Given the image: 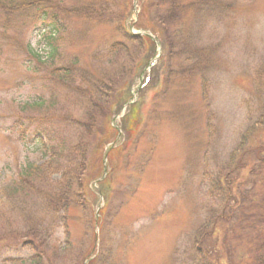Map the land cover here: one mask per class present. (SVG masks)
Instances as JSON below:
<instances>
[{"label": "rangeland", "instance_id": "1", "mask_svg": "<svg viewBox=\"0 0 264 264\" xmlns=\"http://www.w3.org/2000/svg\"><path fill=\"white\" fill-rule=\"evenodd\" d=\"M151 1L38 0L55 11L41 21L34 2L9 11L7 0H0V264H35L38 253H44L40 264H254L264 167L254 177L248 169L258 155L264 157V124H258L264 101V0H218L224 6L213 4L211 13L199 2L196 10H203L182 19L193 44L208 47L212 55L206 99L198 61H187L183 46L180 56L162 60L159 48L145 43L133 50L120 35V24L132 36L138 28L159 35L158 28L151 29L153 11L142 5ZM117 42L133 53L123 56ZM52 47L55 62L66 65L64 72L46 75ZM154 57L157 64L148 71ZM118 63L123 67L114 76ZM67 70L73 74L62 79ZM146 74L150 80L141 87ZM37 101L38 107L27 105ZM22 106L43 122L42 134L29 121L20 133ZM128 111L136 125L122 132L128 117H121ZM253 126L238 149L242 134ZM49 128L86 153L73 182L78 205L67 208L66 218L62 211L47 212L44 223L54 231L41 238L47 243L32 255L31 248H20L26 239L39 247L28 236L36 224L26 225L24 216L38 224L46 217L44 202L31 196L34 189L23 197L9 187L19 183L27 166L45 169ZM106 147L115 150L104 157ZM235 149L239 166L231 176L227 163ZM217 170L229 179L236 202L209 194L207 178ZM50 179L45 182L52 185L61 174L51 171Z\"/></svg>", "mask_w": 264, "mask_h": 264}, {"label": "trees", "instance_id": "2", "mask_svg": "<svg viewBox=\"0 0 264 264\" xmlns=\"http://www.w3.org/2000/svg\"><path fill=\"white\" fill-rule=\"evenodd\" d=\"M31 2H34L36 4V9L33 7L32 4L28 3V0H7V10L11 11H19L23 10L26 6L31 5L34 9V15L39 16L37 19L41 21L49 20L53 17L54 10L50 8V6H47L45 3L38 2V0H29ZM199 2H204L206 5L204 6L206 11L211 13V9L213 7V4H215V8L221 6L222 4H218V0H152L148 5H144L143 7L148 10L153 11L154 15L151 18V21L155 23V26H152L151 29L154 31L158 28L159 31V37L162 39L164 43V51H165V57L170 60L171 56H180L178 49L183 46L181 50L185 52V59L190 60L192 63L194 60L198 61V66L200 68L201 76L200 79H202V95L204 99H206L207 95L204 91V88H207V76H205V73L207 72V67L210 65L211 60V52L208 50V47H197L193 44L194 40L192 37V34H189L190 31H187V29L183 28V20L186 17H188L192 13H199L203 9L196 10V6L198 5ZM224 6V5H222ZM142 7V8H143ZM214 8V9H215ZM161 11L165 14H169V18H164V15H162ZM187 13V14H186ZM190 17V16H189ZM125 24V23H124ZM125 25L119 26V33L120 35L125 38V40L129 41L130 45H132L133 50L135 49H140L144 48V44L147 42L149 45L151 44L150 38L148 37H136L132 36L125 28ZM49 41L51 42L54 38L49 37ZM152 45V44H151ZM118 50L120 51L123 56L126 58L130 56L133 52L132 47L122 45L117 42L115 46ZM54 50V51H53ZM176 50V52H175ZM55 47H52V54L49 56V61L50 65H42L44 64V61H41L40 58L38 57V54L33 52L32 50L29 52L31 57L37 58L36 60L39 61V65L44 66L46 69V75H53L54 73H62L64 70H62L63 66L66 65V63L63 62H55ZM111 54H114V47L109 51V57ZM182 55V54H181ZM63 63V64H62ZM122 63V62H119ZM116 64V69L114 72V76L119 75L121 73L122 64ZM264 68V64L262 65ZM261 67V68H262ZM40 69V68H38ZM52 70V73L49 70ZM67 76L61 75L62 79H66L73 74V70L66 71ZM260 73L258 75L257 85H261V80L259 79ZM60 81L62 80L60 77H57ZM72 78V77H71ZM107 79V78H105ZM86 80V79H85ZM109 83H113L111 78L108 79ZM116 82V80L114 79ZM260 81V82H259ZM44 82H42L41 86L44 87ZM105 82V81H104ZM103 82V84H104ZM105 85V84H104ZM264 90V89H262ZM261 90V91H262ZM258 92V91H257ZM85 99L88 101V99L85 96ZM38 101L34 103V105L27 104L31 106L32 108L38 107ZM26 104V103H25ZM89 104V103H87ZM21 113L20 116L17 119V127L20 130V133H26L27 128L24 126L25 121L30 122H35L33 131L38 135L42 134L44 131L43 127V122L41 120H36V118L31 114V112L27 111L24 106L21 107ZM32 110V109H30ZM263 116L260 118V125L264 124V101H263V108H262ZM135 125H131L130 129H132ZM255 126L249 127L246 132L242 134V137L240 139L239 143V148L241 149L247 142L249 136L252 134L254 131ZM59 129L56 130L54 128H49L48 131H46L47 135V142H46V147H47V153L49 156V159L47 161V165L45 166V169L42 168V166L38 165H32V166H27L24 171L20 174L19 176V183L15 185L14 183L9 187L10 191H13L14 195H19L26 197L27 195L24 194L26 192L30 193L32 189H34L36 192H32L31 196L34 197V195L38 196L41 200L44 202V212L46 214V217H43L42 219L38 221V224L30 217V215H27L25 213V224L27 225L28 221L34 222L35 229L31 235H28L30 238L31 236L36 238V243L39 245V247H35L34 244L31 245L30 239H26L22 242L20 245V248L26 249L27 247L31 248L33 250L32 255L37 253V250L40 247H43L45 243H47L48 239H41L45 235L49 236L51 232L54 231L53 227L50 225H45L44 220L47 218V212L48 213H57L59 211L63 212L64 218H66V213H67V208L70 207V205L77 206L78 201L75 199L76 197V192H74V180L77 174H79L80 171V163L81 159L86 153V150L80 147H78V144H75L73 142H70L71 144L67 145L65 139L62 138V136H59ZM102 143V140L99 141V143ZM104 143V141H103ZM101 148V146H100ZM99 148V150H100ZM103 145L101 148V153H102ZM235 149L234 151H231L229 158H228V167H227V173L229 172L232 175V172L234 170V167L239 166V161L236 160L238 158L237 155V150ZM264 151V150H263ZM242 157V156H241ZM240 157V158H241ZM239 158V159H240ZM243 158V157H242ZM241 158V159H242ZM63 159V162H59V160ZM240 159V160H241ZM257 159H260L261 161L258 162ZM254 160V163L251 167L248 169V173L250 176L254 177L255 174L258 173V171H261V168L264 167V157H260L258 155V158ZM236 160V161H235ZM241 161L240 163H242ZM246 165V163H245ZM241 166L240 169H244L247 166ZM64 168V169H63ZM60 173L61 174V179L60 181L53 182L52 185L45 181H52L50 179V173ZM31 175H33V178H31ZM257 176V175H256ZM225 177V178H224ZM221 175L220 170L215 171L213 174V177L210 179L207 178V181L209 182L208 184V189H209V194H211L212 197H218L220 198V201L224 203V200L228 199L230 202H236L237 198L235 195H231L230 189L231 186H228V180L226 179V176ZM232 181V179H231ZM87 188V187H86ZM88 189V188H87ZM228 195V196H227ZM29 201V200H28ZM264 202V200H263ZM49 205V206H48ZM226 205V204H225ZM48 206V207H47ZM56 211V212H55ZM52 213V214H53ZM259 215L257 214L256 216V222L258 225L256 227L258 228L257 231V247L255 249V262L254 264H264V208L258 212ZM217 217V216H216ZM215 217V219H216ZM35 218V217H33ZM219 217L218 219H220ZM260 226V228H259ZM45 238V237H44ZM39 240V241H38ZM29 241V242H28ZM43 245V246H42ZM53 245H56L53 243ZM44 253L40 254L38 253V256L35 257L34 263L35 264H40L41 259L43 258Z\"/></svg>", "mask_w": 264, "mask_h": 264}]
</instances>
